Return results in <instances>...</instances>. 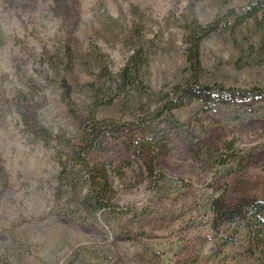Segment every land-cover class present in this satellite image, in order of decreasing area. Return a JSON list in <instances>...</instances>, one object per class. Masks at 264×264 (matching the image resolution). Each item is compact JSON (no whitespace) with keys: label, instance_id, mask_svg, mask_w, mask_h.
I'll return each mask as SVG.
<instances>
[{"label":"rangeland","instance_id":"obj_1","mask_svg":"<svg viewBox=\"0 0 264 264\" xmlns=\"http://www.w3.org/2000/svg\"><path fill=\"white\" fill-rule=\"evenodd\" d=\"M251 1L0 0V264H254L245 234L228 244L231 230L215 233L207 209L212 200H264V97L210 109L192 102L174 110L177 124L161 116L153 128L166 142L153 160L127 149L124 137L96 155L115 166L116 210L89 212L87 188L60 186V153L70 152L56 139L81 138L101 66L116 75L137 50L147 57L149 89L131 90L128 106L123 95L97 117L124 123L155 112L160 90L189 77L186 19L210 23ZM258 33L250 23L205 39L200 81L264 89V65L243 51ZM62 80L81 119L64 101ZM24 117L56 140L28 133ZM229 142L242 163L227 162Z\"/></svg>","mask_w":264,"mask_h":264},{"label":"trees","instance_id":"obj_2","mask_svg":"<svg viewBox=\"0 0 264 264\" xmlns=\"http://www.w3.org/2000/svg\"><path fill=\"white\" fill-rule=\"evenodd\" d=\"M250 23H253L255 30L259 31V40L257 43H250L248 49L243 50L244 55L247 54L252 63L264 65V0H252L243 8H231L223 16L216 17L206 24L196 18L186 19L182 27L186 33L185 58L188 62L189 77L184 82L175 84L168 91L160 90L158 108L151 114L146 111L145 119L139 115L134 116L130 122L121 123L111 119L101 120L97 117V112L102 106H113L123 95L124 104L128 106L127 94L131 90L145 93L149 89L141 73L147 61L145 52L135 51L130 56L128 64L116 75L112 74L108 66H101L100 83L90 84L93 93L92 103L86 117L81 120V138L74 143L62 136L56 138L59 143H64L70 152L60 153L59 165L62 168L59 175L60 186L74 193L80 191L82 187L87 188L82 203L89 212L107 208L116 210L112 203L115 166L109 161H95L96 155L109 152L110 148L124 137L127 149L134 150L136 155L141 156L143 153H149L153 160L154 155L161 150V147H165L166 142L163 141L166 139L165 134L162 136L156 134L153 128L154 122L161 116L168 115L171 123H176L174 110L188 106L192 102H199L203 108L210 109L218 103L230 105L239 100L247 101L264 97V89L261 88L243 90L227 88L220 83L209 85L200 81L203 73L202 42L215 33L227 32L235 36L238 29ZM61 87L71 115L79 119L78 111L73 106L71 85L67 80H62ZM23 124L28 133L45 144L56 140L46 127L30 121L27 117L23 118ZM139 131L143 137L138 135ZM233 144V142L227 143V147L231 150L227 162L242 163L244 158L242 154L235 152ZM208 206L213 231L219 234L226 225L231 230L227 242L232 245H236L239 236L245 234L243 246L245 254L254 258V264H264V200L252 197L235 204L212 200Z\"/></svg>","mask_w":264,"mask_h":264}]
</instances>
